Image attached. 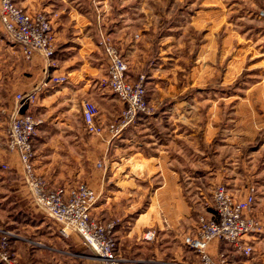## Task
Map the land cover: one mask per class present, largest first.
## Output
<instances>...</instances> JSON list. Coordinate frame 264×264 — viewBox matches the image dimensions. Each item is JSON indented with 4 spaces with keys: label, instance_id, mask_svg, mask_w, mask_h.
I'll return each mask as SVG.
<instances>
[{
    "label": "crops",
    "instance_id": "obj_1",
    "mask_svg": "<svg viewBox=\"0 0 264 264\" xmlns=\"http://www.w3.org/2000/svg\"><path fill=\"white\" fill-rule=\"evenodd\" d=\"M13 2L28 13L58 14L53 21L55 53L50 60L39 54L26 60L0 25V188L18 203L17 212L29 214L33 204L24 184L20 158L6 146V129L16 106L15 95L34 91L35 103H23L19 115L28 114L42 121L31 142L37 173L51 188L83 182L98 194L91 215L112 227L115 253L123 264H201L183 239L196 232L199 214L213 217L211 190L217 184L225 185L236 199L244 198L255 186L251 215L260 229L245 238L253 249L250 256L219 241L209 244L208 253L214 259L222 257L223 264H264V161L257 160V150L242 153L254 142L257 127H263L252 111L256 103H264V78L248 89L242 98L245 103L224 110L222 102H236L238 98L217 92L221 88L212 80L219 78L217 68L225 64L221 87L222 91H231L223 86L236 80L240 57L238 51L230 56L238 47L239 35L228 28L223 32V1L200 0L193 28L207 40L198 50L200 65L185 76L184 55L190 49L177 45L173 37L176 26L172 25L175 21L183 25L186 19L182 20V13L167 15L161 23L146 16L144 25L135 32L125 15L108 11L111 0ZM191 26L188 19L187 34ZM184 27H180L182 34ZM157 32L161 40L154 48L158 47V52L151 63L152 38ZM106 35L127 63V80L136 83L144 77L146 100L150 98L147 86L156 79L169 78L175 84L198 85V93L206 85L214 86L212 93L197 94L214 104L201 116L200 110L192 106L196 101V94H192L157 113L156 117H168L170 123L162 130L146 124L150 116L143 114L115 138L107 132L98 137L89 135L82 118L84 101L96 105V121L102 127L113 123L123 109V104L103 85L108 63L100 42ZM61 77L64 82H53ZM163 113L166 115L161 117ZM263 149L264 141L258 147ZM195 159L199 170L191 174L187 167ZM98 163L102 165L100 169H96ZM147 232L154 235L151 241L144 238ZM40 241L34 239L36 243ZM12 243L13 254L26 258L17 249V241ZM86 261L95 264L90 259Z\"/></svg>",
    "mask_w": 264,
    "mask_h": 264
},
{
    "label": "built area",
    "instance_id": "obj_2",
    "mask_svg": "<svg viewBox=\"0 0 264 264\" xmlns=\"http://www.w3.org/2000/svg\"><path fill=\"white\" fill-rule=\"evenodd\" d=\"M259 15L264 17V11H260ZM57 18V13H28L16 6L13 0H0V25L3 32L11 43L19 47L26 60L31 59L34 54H39L46 60L54 56L53 21ZM100 44L108 63L107 78L103 85L107 86L123 104V109L113 123L102 127L96 121L98 115L96 105L86 100L82 103V118L88 134L98 137L107 132L115 138L133 125L140 115H147L149 106L144 77L141 76L136 83L129 82L126 78L127 63L109 37L104 36ZM64 81L63 77L53 79L55 83ZM33 92L15 95L16 106L9 117L6 129V146L20 158L24 184L32 203L46 217L59 225L61 236L76 235L75 237L101 264H123L115 253L112 227L91 215L98 201L96 192L83 182L49 188L44 178L37 173L33 165L34 151L31 142L42 121L28 114L19 115L23 103L30 105L35 103L36 94ZM96 166L102 167L101 163ZM255 193V188L250 187L244 198L236 199L225 185L214 187L213 217L199 216L196 232L183 239L184 245L198 255L201 264L224 263L222 257L214 259L207 251L209 244L214 241L231 245L246 257L251 255L253 249L251 245L246 244L245 238L254 235L260 229L259 222L251 215ZM9 237L8 233H0V264H21L7 252ZM144 238L151 241L154 235L147 232Z\"/></svg>",
    "mask_w": 264,
    "mask_h": 264
},
{
    "label": "rangeland",
    "instance_id": "obj_3",
    "mask_svg": "<svg viewBox=\"0 0 264 264\" xmlns=\"http://www.w3.org/2000/svg\"><path fill=\"white\" fill-rule=\"evenodd\" d=\"M222 1V10L224 13L223 32L225 31V28H228V31H236L239 35L237 41L238 47H236L237 49H233L234 51H232L230 55L232 56L238 51L237 53L240 57L239 73L232 84L223 86L226 87L224 89L231 91H222L221 87V78L225 72V64L224 67L220 69L217 68V74L219 76V83L217 86L221 89L216 91L225 95L235 94L234 96H237L238 98V101L236 102H222L224 103V110H228L231 105L234 107L236 103H245L246 100H242V98L245 99L244 96L248 89L253 84L260 81L261 78H264V17L259 15L260 11H264V0ZM108 6V11L110 13L118 15L121 12V15H125L128 19L127 24L131 25V30L135 32L144 25L143 19H145L146 16L152 17L154 20L158 19L157 21L161 23L166 20L167 15H181L182 13V20L186 19L183 23L185 26V34H182L183 29L180 28L183 27L182 22L175 21L172 25L176 26L175 30H173V34L176 35L173 36L175 39L174 41L177 42V45L189 47L190 49V51L188 53L185 52L184 55L186 60L185 71L183 72L184 76L188 75L191 69H194L195 66L200 65L198 50L203 41L207 40L202 38L200 32L195 31L193 28L198 17L200 0H184L183 2H179L178 0H111ZM188 19H190L192 25L190 28V34H187ZM119 24L122 23L119 22ZM164 24V26L167 25V23ZM160 30L163 31V28ZM159 33L160 32H157L152 38V53L148 60L149 62L154 61L157 56L158 47L157 50L154 48H156L157 43H160L161 36ZM106 37L109 36L106 35ZM109 39L113 46H115L112 39L110 37ZM154 50L156 51V54H154ZM178 79L179 78H176V80ZM185 79L187 81L188 77ZM212 81L215 86L217 81ZM214 86L210 87V85H206L204 86V90H202L201 93H198V85L192 86L187 82L183 84H175L172 81L170 82L169 78L162 80L156 79L151 86L146 87L150 95V98L147 99L149 106V112L147 115L150 117L148 120H145L147 121L146 124H151L153 126L157 125L161 130L169 127L170 123L168 122V117L164 119L158 116L156 117L157 113L164 111L172 105L173 102L187 100L192 94H196V101H193L192 106L194 109H198V111L200 110L201 116H203L205 110L214 103L205 102L208 98H203L201 95L197 94L212 93L215 91ZM263 105L264 103H256L252 111L256 119L258 117L262 120L263 127H257L259 130L254 142L246 146L242 151V153L254 150L255 152L256 150L257 152L259 151L256 153V155H259L257 156L259 157L257 160H262V162L264 161V149L261 151L258 150V147L264 141ZM161 115V117H164L166 114L163 113ZM197 117H199V115H197ZM162 133H164V131ZM263 167L264 164L262 168ZM100 168L96 166V169ZM187 168L190 169L191 174H196L199 170L197 160H192L191 167ZM251 175L252 174L249 176ZM255 182H258L257 178ZM214 187L212 188L211 193L213 192ZM202 193L203 196H206L204 190ZM207 194L210 195L209 192H207ZM17 206L18 203L10 198V196H7V192L3 188H0V233L5 232L10 235L7 246V252L10 257L16 259L21 264H86V259H90V261L95 262V264H101L97 258L93 257V253L75 237L76 235H69L68 237L61 236L59 233V225L46 217L35 204L32 205L29 214L17 212ZM207 210L209 209L207 208ZM201 215L203 214H199L197 219ZM23 231L26 233H23ZM19 235L20 237H23L22 239L24 240L19 239ZM34 239L41 241L36 243L34 242ZM13 240L17 241V249H20V252L25 254L26 258L23 259L13 254Z\"/></svg>",
    "mask_w": 264,
    "mask_h": 264
},
{
    "label": "trees",
    "instance_id": "obj_4",
    "mask_svg": "<svg viewBox=\"0 0 264 264\" xmlns=\"http://www.w3.org/2000/svg\"><path fill=\"white\" fill-rule=\"evenodd\" d=\"M217 83H219V78L216 79ZM90 253V252H89ZM91 254V253H90Z\"/></svg>",
    "mask_w": 264,
    "mask_h": 264
}]
</instances>
